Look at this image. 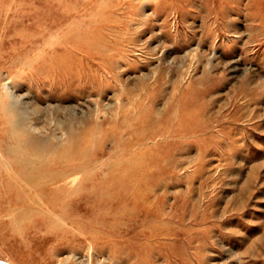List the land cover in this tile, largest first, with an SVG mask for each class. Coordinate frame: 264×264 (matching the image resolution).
Here are the masks:
<instances>
[{
    "label": "rangeland",
    "instance_id": "rangeland-1",
    "mask_svg": "<svg viewBox=\"0 0 264 264\" xmlns=\"http://www.w3.org/2000/svg\"><path fill=\"white\" fill-rule=\"evenodd\" d=\"M0 259L264 264V0H0Z\"/></svg>",
    "mask_w": 264,
    "mask_h": 264
},
{
    "label": "water",
    "instance_id": "water-1",
    "mask_svg": "<svg viewBox=\"0 0 264 264\" xmlns=\"http://www.w3.org/2000/svg\"><path fill=\"white\" fill-rule=\"evenodd\" d=\"M0 264H12V263L7 260L0 259Z\"/></svg>",
    "mask_w": 264,
    "mask_h": 264
}]
</instances>
